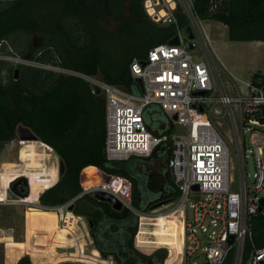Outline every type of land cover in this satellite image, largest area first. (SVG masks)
Wrapping results in <instances>:
<instances>
[{
    "label": "trees",
    "instance_id": "obj_1",
    "mask_svg": "<svg viewBox=\"0 0 264 264\" xmlns=\"http://www.w3.org/2000/svg\"><path fill=\"white\" fill-rule=\"evenodd\" d=\"M124 1L0 2V56L4 54L5 45L11 42L15 48L21 49L19 55L24 60L90 77L100 73L105 83L141 95L130 74L133 60L144 59L153 48L169 44L177 35V27L186 29L190 21L177 3L174 13L177 24L158 25L145 12V0H129L128 16L122 19L119 14L123 12L121 4ZM192 1L199 19L214 20L228 27L231 41L264 42V0ZM110 13L119 20L121 32L114 37L117 42L116 62L106 66L95 41L92 21L95 16ZM17 69L20 70L19 77L15 79L16 70L9 63L0 61V144L15 140L19 126L29 128L38 141H26L25 161L10 165L14 171L9 172L10 176L6 175L3 181L7 193L12 182L11 188L20 183L15 192L19 197L27 193L24 182L15 183L22 175L30 188L29 197L22 201L27 205L40 203L44 210H55L90 186L80 183L86 168L85 173L93 178L92 184L99 183L95 175L97 168L130 181L131 205L141 213L178 199L179 191L168 167L176 128L159 106L146 107L143 118L148 130L166 141L149 158L109 161L105 152V101L103 103L92 93L90 85L83 79L42 68L19 65ZM7 73L11 75L9 78ZM251 83L264 86V75L255 74ZM255 117L264 123V107ZM49 151H54L65 164V173L59 182L58 169L51 166L53 156ZM33 191L37 192L36 196ZM73 212L88 219L95 249L104 259L113 258L118 264H165V250L146 256L134 248L138 217L129 208L116 211L110 204L87 194L76 201ZM251 226L252 241L246 243L244 260L255 251L264 249V216H256ZM234 258L232 251L224 264H234ZM75 259L77 263L60 264H80L85 258L77 252ZM15 264L31 263L27 257H22Z\"/></svg>",
    "mask_w": 264,
    "mask_h": 264
},
{
    "label": "built area",
    "instance_id": "obj_2",
    "mask_svg": "<svg viewBox=\"0 0 264 264\" xmlns=\"http://www.w3.org/2000/svg\"><path fill=\"white\" fill-rule=\"evenodd\" d=\"M11 1L14 0H0ZM165 2V7L159 10V13L164 11L165 16L159 21L149 13L148 8L147 15L156 24L164 22V25H176L174 13L177 1ZM186 13L189 21L193 19L196 24L204 59H197L193 54L195 49L190 50L188 47L190 42H194L195 33L192 31L194 39L191 41L185 29L177 27L174 38H178V45H160L153 48L144 59L133 60L130 74L137 85L138 80L142 81V90L138 85L141 95H134L96 77L61 67L50 66L48 69L83 79L90 87L96 85L101 89V95L105 98V152L109 161L149 158L166 141V138L153 135L145 124L143 112L150 105L159 106L176 129H182V132L175 133L172 137V152L168 161L170 173L179 191V197L173 204L177 207L174 213L179 214L176 219L182 224L184 231L181 264H198L192 260L199 251L205 256V262L201 264H224L232 251L235 253L234 264H242L246 243L252 241V221L258 215L264 216V202L260 210V202L262 199L264 201V197H261L264 194V123L255 117L264 107V86L248 83L247 91L242 92L234 83L236 91L231 93L225 79L228 75L210 51L208 41L196 22L198 17L191 7L186 9ZM8 58L6 60L17 65L30 66L28 63H31L17 56ZM92 93L94 94L93 91ZM174 117L177 119L174 120ZM224 118L229 121L239 162L238 190H233L234 181L229 174V146L216 123ZM249 155L253 157L255 169L252 188L248 185L249 175L246 172V159ZM86 170L87 168L81 174L80 183L90 186L71 202L58 206L57 210L75 215L68 210L72 206L70 204L94 192L108 193L132 210V186L129 180L96 168L98 173L110 178L107 181L102 174L100 176L96 173L100 182L92 184ZM143 214L146 213L138 211L135 214L139 220L135 238L142 218L153 221ZM77 217L83 225V231L77 227L78 237L84 232L87 242L82 239L78 241L73 252H80L83 258H89L80 264H118L113 258L104 259L98 250L99 258L92 257L91 250L87 252L90 246L95 245L94 240L83 218ZM231 237L233 243L229 244ZM135 238L134 248L140 250L135 245ZM80 243L82 249L79 247ZM249 261L250 264H264V249L255 251Z\"/></svg>",
    "mask_w": 264,
    "mask_h": 264
},
{
    "label": "rangeland",
    "instance_id": "obj_3",
    "mask_svg": "<svg viewBox=\"0 0 264 264\" xmlns=\"http://www.w3.org/2000/svg\"><path fill=\"white\" fill-rule=\"evenodd\" d=\"M176 1L177 3H180L185 12L188 7L193 9L192 0ZM159 2L160 6L157 7L158 11L164 8L166 3L165 0H159ZM145 4L146 0L143 4L146 12ZM121 5L123 12L119 15L122 19H125L128 16L127 9L130 6L129 0H125ZM189 17L191 19V16ZM192 17H194V13L192 14ZM94 19L95 20L92 21V26L96 33L95 41L100 47L99 49L102 55L103 63L106 66H111L116 62L117 42L114 37L115 35H119L121 32L120 22L115 18V15L113 16L111 13L109 15L95 16ZM196 22L206 39L208 38L207 41L210 51L216 56L218 61L226 68V71L230 75L226 76L225 79L231 93L236 91V87L240 91L246 92V84L251 83L255 74L264 75V42L231 41L229 39L228 27L224 24L214 20H201L199 18H196ZM190 23V27L195 33L194 43L196 44V48L193 51V54L197 59L202 60L204 59V52L197 33L196 24H194L193 19L190 20ZM158 25H164V22H160ZM99 34L101 36H99ZM20 38L22 41L21 36ZM20 51L21 49L15 48L12 43L9 42V44L5 45V49L3 50L4 54L0 56V61L9 63L12 69L16 70L19 65L6 59L8 57H16L17 55L18 58L22 59L19 55ZM28 64L32 67L52 71L48 69V67L52 65H43L32 62ZM24 66L28 65L24 64ZM10 76L11 75L7 73V78ZM96 78L102 80L101 74L99 73ZM234 83L236 84V87L234 86ZM99 97L104 103V96L100 95ZM216 123H218L219 126L217 128L225 136L229 146V174L230 178L234 181V184L232 185L233 190H238L240 168L238 157L235 153V145L232 142L229 121L227 118H224L218 120ZM180 132H182L181 128L175 129V133ZM49 152L53 156L51 166L55 165L58 169L59 182L60 158L54 151ZM25 158L26 141H20L18 136L15 140L9 143H5L3 145L0 144V264H15L16 261L22 257H27L31 264L32 261L34 264H60L64 262L76 263V253L74 254L73 249L70 248V243L67 240L65 241L62 237L63 235L69 234L68 229L65 227H59L58 231L56 230V233H54L58 213H47L39 210L41 209L40 203H38L35 208L28 206L22 200L11 201L7 199V192L3 186L4 177L6 175L10 176L9 172L14 171V169L11 170L10 165L24 162ZM246 162V172L249 175L247 177V182L252 188L255 174L252 155L248 156ZM95 172L98 173L97 171ZM101 174L102 173L100 172L98 173L100 176ZM103 177L105 179L107 177L108 180L110 178L105 175H103ZM21 179L27 181V187L30 193L28 180L24 176L20 175L17 180ZM92 179L93 178H90V180ZM12 183L8 185L7 191L11 190V192H13L10 186ZM36 193L37 192L34 191L32 192L35 196ZM261 197H264V194H261ZM75 203L76 201L72 202L70 205H75ZM173 203L159 205L146 214H143L146 216L145 218L148 217L149 219H153V221L142 218L140 221L139 232L135 238V245L138 249H140L137 251L143 255L150 256L158 250H165L168 257L167 261L165 260V264L182 263L183 226L179 223V220L176 219L179 214L174 213L176 212L175 210L177 207ZM131 209V211L135 214L138 212L132 206ZM65 210L68 211L67 209ZM75 216L77 217V215ZM81 218H83L90 233L88 219L86 217ZM149 221H151V223ZM58 235L62 240H64L63 242L56 240ZM76 238L78 241L82 239L85 243L87 242V235H84V232L81 237H78L77 234ZM88 249L89 250L87 252L89 253L90 250L95 249V245L90 246ZM91 256L94 258L100 257L97 252H94ZM192 262H196L198 264L204 263L205 256L201 253V251H199L195 255ZM242 264H250L249 259H245Z\"/></svg>",
    "mask_w": 264,
    "mask_h": 264
},
{
    "label": "water",
    "instance_id": "obj_4",
    "mask_svg": "<svg viewBox=\"0 0 264 264\" xmlns=\"http://www.w3.org/2000/svg\"><path fill=\"white\" fill-rule=\"evenodd\" d=\"M185 31H186V34H187L188 38L192 41L194 39V35H193L191 27H187L185 29ZM178 43H179V41H178L177 37L174 38L173 40H171V42H170L171 45H178ZM188 47H189L190 50H194L196 48V44L194 42H190L188 44ZM19 72H20V70L16 69V71H15V79H17L19 77ZM137 83H138L140 89L142 90L143 89L142 81L138 80ZM91 90L94 92V94L96 96H100L101 95V89L98 86H96V85L91 86ZM176 119L177 118L174 117V120H176ZM17 136L20 139V141H37L38 140V137L29 128H26L24 126H19L18 127ZM64 173H65V164H64V162L62 160H60V162H59V177H62L64 175ZM106 180H107V177H106ZM17 181L24 182L27 185V181L24 180V179L17 180ZM194 189L197 190V187H195ZM91 196L94 197L95 199H97L98 201L106 202V203L110 204L112 206V208L114 210H116V211H120V210H122L124 208V205L122 204V202H120L118 199H116L114 196H112V195H110L108 193L94 192V193L91 194ZM27 197H29V190L27 191V193L22 198L19 197L17 194L11 192V190H9L8 193H7V199H9L11 201H20L22 199H26ZM263 202L264 201L262 199L261 202H260L261 203L260 210L263 207ZM68 210L69 211H73L74 210V205L70 206L68 208ZM232 243H233V238L231 237L230 241H229V244H232Z\"/></svg>",
    "mask_w": 264,
    "mask_h": 264
},
{
    "label": "crops",
    "instance_id": "obj_5",
    "mask_svg": "<svg viewBox=\"0 0 264 264\" xmlns=\"http://www.w3.org/2000/svg\"><path fill=\"white\" fill-rule=\"evenodd\" d=\"M207 40H208V38H207ZM215 58H216V56H215ZM217 61H218V59H217ZM220 65L223 67V69L225 70L227 75L230 76L229 73L226 71V68L221 63H220ZM28 206L35 207L36 205H28ZM39 210L47 212V213H53V212L58 213L57 217H56V225H55L56 227H55L54 233H56V230L58 231L59 227L67 228L69 231V234L63 235L62 237H63V239H65V241L67 240L70 243V248L74 249V245H76V243H78V239L76 238L77 232H78L77 227H80V229H82V227H83V225L80 224V219L70 212H65V211H60V210H44V209H39ZM70 237H71V239H70ZM56 240L60 241V242L64 241L59 237V235L56 238ZM79 247L80 248L82 247L81 243H80ZM94 252H97V254H99V252L96 249H93L91 254H93ZM99 256H100V254H99ZM85 259H88V258H85Z\"/></svg>",
    "mask_w": 264,
    "mask_h": 264
},
{
    "label": "bare ground",
    "instance_id": "obj_6",
    "mask_svg": "<svg viewBox=\"0 0 264 264\" xmlns=\"http://www.w3.org/2000/svg\"><path fill=\"white\" fill-rule=\"evenodd\" d=\"M159 3H160L159 0H148L147 4H146V8H148L149 13L153 17H155L156 21H159L161 18H163L165 16V12L164 11L159 13V11L156 8V7L159 6Z\"/></svg>",
    "mask_w": 264,
    "mask_h": 264
},
{
    "label": "flooded vegetation",
    "instance_id": "obj_7",
    "mask_svg": "<svg viewBox=\"0 0 264 264\" xmlns=\"http://www.w3.org/2000/svg\"><path fill=\"white\" fill-rule=\"evenodd\" d=\"M19 186H20V183H16V184L13 186V188H12L13 192H17Z\"/></svg>",
    "mask_w": 264,
    "mask_h": 264
}]
</instances>
